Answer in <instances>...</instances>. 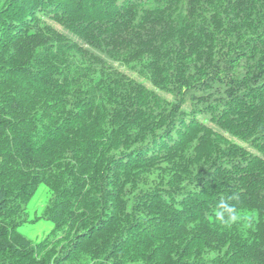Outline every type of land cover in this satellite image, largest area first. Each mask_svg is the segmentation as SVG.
<instances>
[{
	"label": "trees",
	"instance_id": "obj_1",
	"mask_svg": "<svg viewBox=\"0 0 264 264\" xmlns=\"http://www.w3.org/2000/svg\"><path fill=\"white\" fill-rule=\"evenodd\" d=\"M0 264H264V0H0Z\"/></svg>",
	"mask_w": 264,
	"mask_h": 264
},
{
	"label": "rangeland",
	"instance_id": "obj_2",
	"mask_svg": "<svg viewBox=\"0 0 264 264\" xmlns=\"http://www.w3.org/2000/svg\"><path fill=\"white\" fill-rule=\"evenodd\" d=\"M49 196L50 190L45 184H41L27 209L29 221L20 226V230L25 235L36 241L43 238L54 226L51 220L41 217L42 209Z\"/></svg>",
	"mask_w": 264,
	"mask_h": 264
},
{
	"label": "clouds",
	"instance_id": "obj_3",
	"mask_svg": "<svg viewBox=\"0 0 264 264\" xmlns=\"http://www.w3.org/2000/svg\"><path fill=\"white\" fill-rule=\"evenodd\" d=\"M231 199V198H229ZM216 218L225 225H230L239 220V215L235 207L229 203V200L220 199L215 212Z\"/></svg>",
	"mask_w": 264,
	"mask_h": 264
}]
</instances>
